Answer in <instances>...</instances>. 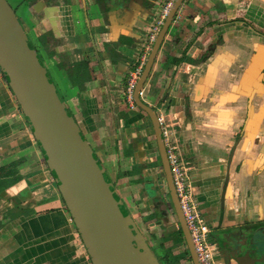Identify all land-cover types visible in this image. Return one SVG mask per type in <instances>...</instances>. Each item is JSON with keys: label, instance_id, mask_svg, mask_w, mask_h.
<instances>
[{"label": "crops", "instance_id": "1", "mask_svg": "<svg viewBox=\"0 0 264 264\" xmlns=\"http://www.w3.org/2000/svg\"><path fill=\"white\" fill-rule=\"evenodd\" d=\"M244 3L245 8L240 7ZM250 4L187 0L184 12L181 7L177 12L179 27L171 30L172 39L167 35L164 39L172 41L177 54L158 53L160 60L155 59L143 86L146 104L169 106L181 119L178 124L175 121L174 130L185 157L196 163L190 175L202 200L201 212L207 214V223L220 231L264 221V172H256L264 157V129L259 130L255 110L252 122L256 121L258 136L251 145L246 144L249 133L240 135L238 131H250L245 127L250 102L246 93L232 86V61L239 59L238 66L244 67L249 52L246 40L251 34L239 26L227 24L219 30L217 25L237 14L256 24L263 22V5ZM124 6L120 11L111 10L106 21L96 15L92 4L82 8L96 33L98 55L89 49L92 45L84 27L87 22L76 0L71 7L60 4L27 12L35 35L52 30L57 40L49 62L57 85L53 84L128 213L151 241L152 250L160 256L167 249L177 255L187 248L173 243L172 232L179 228L169 206L153 137L147 132L143 112L130 108L123 93L126 71L135 65L153 12L137 0ZM209 14H218L219 19ZM100 31L102 36H98ZM218 35L223 43L209 49ZM206 51L209 53L200 59ZM167 58L179 62L161 67ZM81 59L88 62L85 73L71 72V63ZM235 75H239L238 70ZM185 109L189 121L183 117ZM239 137L238 147L245 143L248 152L243 153V146L237 147V159L229 168L233 191L220 209L218 199L227 164L225 146H235ZM242 158L244 163H239ZM237 180L242 185L239 196L234 187ZM54 183L0 71V192H4L0 211L14 205L18 208L0 227V264H91ZM172 224L177 228L169 231ZM183 262L191 264L189 257L179 264Z\"/></svg>", "mask_w": 264, "mask_h": 264}, {"label": "water", "instance_id": "2", "mask_svg": "<svg viewBox=\"0 0 264 264\" xmlns=\"http://www.w3.org/2000/svg\"><path fill=\"white\" fill-rule=\"evenodd\" d=\"M137 1L142 2V0ZM145 1L151 4V0ZM233 1L248 4L258 2L263 5L264 9V0ZM182 2L183 0L175 1L152 46L134 91V101L136 107L149 119L164 173L169 203L173 209L172 213L183 234L191 263L199 264L174 192L155 112L139 96ZM0 71L37 143L91 264H160L110 183L91 147L83 138L77 123L66 109L45 67L6 0H0ZM247 109L250 111V105ZM183 117L189 121L187 109L183 111ZM172 118L176 122L181 120L176 114L172 115ZM255 123L256 121L249 125L250 131L246 129L242 131V134L249 133L247 134L248 141H246L248 145H251L258 136ZM241 140L242 137H239L235 146L232 144L225 146L228 148L224 151L227 164L218 199L220 209H223L226 198L233 191V186L229 181V168L237 159L238 148L241 149L243 146L242 143V146L238 147ZM178 143L181 147L179 138ZM246 147L244 143L243 153L248 152ZM180 151L185 162L190 166L188 176L196 202L199 192L190 175V171L196 169V163L185 157L181 148ZM239 163H244V158ZM261 172L262 168L257 174ZM239 177L240 171L236 173V178ZM237 182L234 187L236 188L235 193L238 192L236 195L239 196L242 185L241 180ZM199 201L202 204V200L199 199ZM201 204L198 206L200 211L203 210ZM202 215L205 220L208 218L207 214L202 213ZM177 226L172 224L168 230L174 231ZM255 226L259 224H241V232L233 238L234 245L240 248L250 247L254 242L260 241L261 229L255 230ZM242 259H238L240 264H245V260L254 264L248 252H245Z\"/></svg>", "mask_w": 264, "mask_h": 264}, {"label": "flooded vegetation", "instance_id": "3", "mask_svg": "<svg viewBox=\"0 0 264 264\" xmlns=\"http://www.w3.org/2000/svg\"><path fill=\"white\" fill-rule=\"evenodd\" d=\"M6 1L9 4V6L12 8V10L14 11L15 16L20 23V20H19L20 17H18L17 15L18 13L17 10L21 8H23V11H24L23 13L25 17L29 19V14L27 11L30 8L34 11L35 8H43V7L56 8L60 4L71 7L73 6L74 0H20V2L18 0H6ZM76 1H77V5L81 8V14H82L81 16L83 17V20H86L87 22V23L84 22V27L86 28L85 33L87 35V39L91 42V45H92L89 47V49L90 51L94 50L95 54L98 55L99 52H98V47L96 43V33L93 32L92 29L89 27L88 15H87V11L83 10L84 7L87 8V4H92L95 11L97 12L96 15L99 16L100 18H103L106 21L107 14L111 12V10L112 11L123 10L125 7L124 5H128L130 0H76ZM162 1L163 0H161L160 2H158V0H151V4L149 5L147 1L142 0V4L144 3L148 5L149 7H151L152 9L151 12H153L152 20L154 16L158 13V9H159V8H156L157 6L155 5H158V7H160L162 4ZM186 1L187 0H183V2H186ZM12 3L13 5L15 4V7L12 5ZM245 6H246V3H244L240 7L245 8ZM24 15L22 14L21 18L22 20L24 21L26 20L27 22V19L24 17ZM227 24L231 25L232 27L239 26L242 28H246L251 34L249 36V39L246 40L247 42L246 45H248L249 47V52L247 54L248 56L245 58V62L243 64L244 67L242 68L238 66L240 62H237V61H239V59L232 61V65L234 66L233 70L235 71V74L237 70L239 73V75L232 74L233 76L232 86L235 89L240 88L241 91H243V94L246 93V96H247L246 101L250 102V111L247 109V113H246V119L248 122L246 121L245 126L249 127V125H251L253 114L256 110L254 116H255V119L258 118L260 121L259 125L261 126V128L259 130L261 131L264 129V21L256 24L255 22L248 21L243 16H240L239 14H237L234 17L229 18L228 20L224 19V20L218 21L217 25L219 26V30H220ZM216 31L217 29L215 30V32ZM25 33L31 45L33 46L34 50L36 51L38 57H40L42 61L45 62V64L46 62L49 64L50 60L52 59L54 55V50H53L54 46L57 44V40L52 34V30L49 29L46 32H42L38 35H35L34 34L35 32H33L30 29V26H28V30L25 31ZM102 34H103L102 31L98 32V36H102ZM144 38L145 36H142L141 40H143ZM222 43H223L222 36L218 35V37L215 39V42L211 44L209 49H214V46L215 47H217V45L220 46V44ZM208 53L209 51H206L200 59H203L205 55H207ZM255 103H258V106H256ZM164 108L166 107L164 106ZM166 113L170 114L171 116L174 114V112H172V108H169V106H167ZM155 115L157 118L156 112H155ZM146 119H147V122H149V119L147 116H146ZM148 125H149L148 128L149 127L151 128L150 122ZM241 129L242 128H240V130L238 131L240 135L242 133ZM152 137H153V141L155 143V147L157 151V146H156L155 138L153 135V131H152ZM157 157L159 159L158 151H157ZM260 168H262L261 173H263L264 172V157L262 159L261 164L257 167L256 172H258ZM3 193L4 192H0L1 197L4 195ZM169 205L171 207L170 209L173 210L170 203ZM5 209L6 210L1 209L0 211V220L2 219L1 221L3 222V224L6 223L7 216H9V214L10 215L13 214V212H15L18 208L16 205H14L12 206V208L6 207ZM209 227L211 230L210 235L214 236V239H216L215 241L213 239V241L216 244V248H217L216 257H217L218 264H240L238 259L243 260L242 257L245 254V252H248L251 255V257L254 260V264H264V221H262L259 224V226L254 227L255 230L257 228L261 229L260 230V241L254 242L255 244L254 243L251 244L253 246H250V247L242 246L241 248L235 246L233 242V238H236L238 234L241 232L240 227L229 228V229H225L222 231L215 230L210 225ZM238 251H240V253H238ZM244 262L245 264H251L249 261H246V260Z\"/></svg>", "mask_w": 264, "mask_h": 264}, {"label": "built area", "instance_id": "4", "mask_svg": "<svg viewBox=\"0 0 264 264\" xmlns=\"http://www.w3.org/2000/svg\"><path fill=\"white\" fill-rule=\"evenodd\" d=\"M176 0H163L149 25L145 38L141 42V50L136 58L135 65L126 71L124 98L130 108H135L134 91L139 78L146 65L149 53L154 42L166 20ZM179 18L176 14L172 20L175 22ZM165 39V38H164ZM143 97V90L139 93ZM161 104L157 113V122L160 127V134L165 148L166 159L169 165L172 184L176 194L178 204L184 218L187 230L193 243V248L199 264H218L217 248L213 240H209L210 227L204 219L194 200L188 171L190 166L180 151L178 137L174 127L176 125L170 114H167Z\"/></svg>", "mask_w": 264, "mask_h": 264}, {"label": "rangeland", "instance_id": "5", "mask_svg": "<svg viewBox=\"0 0 264 264\" xmlns=\"http://www.w3.org/2000/svg\"><path fill=\"white\" fill-rule=\"evenodd\" d=\"M19 2H20V0H18ZM12 2V1H11ZM14 3V2H13ZM13 3H12V5H13ZM14 7H15V4L13 5ZM186 7V2H183L182 4H181V8H182V13L184 12V8ZM18 11V13H17V15H18V17H20L19 18V20H20V24L22 25V27H23V29H24V31H27L28 30V26L31 24L32 25V21L30 20V19H27L26 17H25V15H24V11H23V8H21V9H19V10H17ZM19 14H20V16H19ZM24 15V17L27 19V22H28V24H27V22H26V20L24 21V20H22V18H21V15ZM218 14H214V16L212 15H210L209 14V16H211V17H214L215 19H219L218 17L219 16H217ZM207 20V19H206ZM205 20V21H206ZM177 27H179V25L175 22V23H171V25H170V27H169V31L167 32V36H170L171 37V39H172V37H173V32H171V30L172 29H177ZM175 49V46H174V44L172 43V41L171 40H169V39H167V40H165L164 42H163V44L161 45V47H160V49H159V54H165V55H176L177 54V52L174 50ZM168 57V56H167ZM179 59H180V61H181V59H182V57L180 56V57H178ZM39 59H40V61H41V63L43 64V66L46 68V71H47V73H48V76H49V78H50V80H51V82L52 83H54L55 85H57L56 84V82L54 81V78H53V76H51L52 75V69H51V67H49L50 65L46 62V64H45V62H43L42 61V59L39 57ZM156 59H157V62H159V60H160V56H158V58L156 57ZM179 62V60L177 59V60H174L173 62H171L170 63V58H167L165 61H164V64L163 65H161L160 64V66L161 67H163L164 65H166V66H168V65H170V64H175L174 62ZM184 61H189V59H186V60H184ZM161 67H160V70H161ZM59 94V93H58ZM60 95V94H59ZM142 99H144V97H142ZM65 103V102H64ZM156 113H158V109H159V107L160 106H158V105H154V104H148ZM166 111H167V107L166 108H164ZM138 112H140L141 110L139 109V108H137L136 109ZM146 117V116H145ZM148 124H149V122H148ZM147 132L150 134V136H151V134H152V129L149 127L148 128V130H147ZM159 160V162H160V159H158ZM55 184V183H54ZM198 200L196 201V203H197V205L198 206H200V202L201 201H199V197L197 198ZM170 206V205H169ZM2 220V219H1ZM0 220V226H2V224H3V222ZM136 226L138 227V229L140 230V232L142 233V231H141V229L139 228V226L136 224ZM143 235V237H144V239H145V241L149 244V243H151V241H147V240H149V238L147 237V235L146 234H142ZM150 236V235H149ZM209 240H213L214 239V236H212V235H210L209 236V238H208ZM216 239H214V241H215ZM150 245V244H149ZM150 250H151V246H150ZM152 251H154V254L155 255H157V256H159L160 255V252H158V251H156L155 252V250H152ZM177 251V250H176ZM183 264H187V263H185V262H183Z\"/></svg>", "mask_w": 264, "mask_h": 264}, {"label": "trees", "instance_id": "6", "mask_svg": "<svg viewBox=\"0 0 264 264\" xmlns=\"http://www.w3.org/2000/svg\"><path fill=\"white\" fill-rule=\"evenodd\" d=\"M70 66L71 67L69 70L71 72H72V70L73 71L75 70L79 74H84L85 70H87L88 62L85 59L79 60V61H73ZM72 76L73 75H71V77ZM172 233L175 234V238H173V243L175 246L185 244L183 234H182L180 229L175 231V232H172ZM153 253H154V251H153ZM155 256H156V258L160 264H179L182 259L189 257V253H188V250L186 249L182 253H179L177 255H172L171 251L169 249H167V250H163V254L161 256L160 255L159 256L155 255ZM189 262L191 263L190 258H189Z\"/></svg>", "mask_w": 264, "mask_h": 264}]
</instances>
